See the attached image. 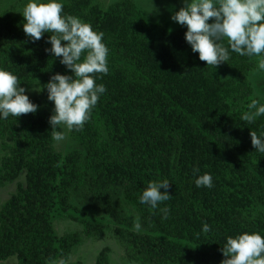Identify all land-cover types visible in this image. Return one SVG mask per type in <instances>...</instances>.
<instances>
[{"label":"trees","instance_id":"16d2710c","mask_svg":"<svg viewBox=\"0 0 264 264\" xmlns=\"http://www.w3.org/2000/svg\"><path fill=\"white\" fill-rule=\"evenodd\" d=\"M94 1L62 2L66 14L103 33L109 55L115 58L108 61L107 75L95 74L102 77L96 83L103 84L106 92L91 119L82 130L72 131L83 150L65 157L57 152L49 123L54 112L40 99L31 100L39 106L36 113L0 120V187L26 171L25 185H19L0 210V261L16 257L17 264L68 262L84 236L96 237L107 228L100 221L73 217L82 231L58 237L56 209L78 210L72 200L79 197L119 225L115 231L143 264H222L227 238L245 232L264 235V218L249 223L238 220L236 214L230 216L233 205L229 210L205 187L197 188L198 176L188 186L178 184L173 158L183 145L193 151L197 168L207 154L225 155L254 198L264 203V184L249 171L247 159L249 149L259 153L251 132H264V116L251 124L241 120L253 101L239 108L240 90L233 99L236 103L230 102L233 78H211L213 67H207L186 42V26L179 24L175 31L163 27L159 39L137 18L132 0L105 9ZM24 23L23 16H11V9L0 13V69L15 74L21 86L39 83L42 89L57 73L71 75L61 58L46 51L51 48V33L33 42L23 30ZM235 63L240 64L235 79L249 85L248 56L231 53L230 60L217 67ZM196 80L205 82L195 85ZM43 93L54 106L46 89ZM164 179L170 181L171 198L157 209L140 204L139 196L148 183ZM120 190L139 209L145 231L124 228L130 222L118 198ZM201 203L207 216L195 225L192 206ZM164 207L169 210L167 219L160 211ZM205 222L211 230L204 234L212 245L197 235ZM109 252L105 247L95 264H111Z\"/></svg>","mask_w":264,"mask_h":264},{"label":"clouds","instance_id":"9594fccd","mask_svg":"<svg viewBox=\"0 0 264 264\" xmlns=\"http://www.w3.org/2000/svg\"><path fill=\"white\" fill-rule=\"evenodd\" d=\"M150 5L149 13L154 11L153 0ZM184 5L174 13L172 20L187 27L186 42L193 53L199 54L201 61L207 62V67L216 68L222 62H228L231 53H236L249 58L261 57L258 68L264 71V0H184ZM22 15L26 36L35 42L45 33H51L48 40L51 48L46 51L61 58L60 63L72 73L53 75L41 90L46 89L48 100L54 103L49 123L52 138L59 145L66 140V134L56 129L82 130L106 92L103 84L96 83L102 77L95 74H108L109 49L103 42L102 32L64 12L62 0H28ZM210 19L213 22L209 23ZM38 108L26 94L19 78L0 69V120L34 114ZM261 116H264V104L253 101L241 120L251 124ZM251 142L256 152L264 154V132L257 135L252 131ZM194 183L197 188L214 186L210 173L198 176ZM169 187L167 179L149 182L139 196V203L157 209L171 198L167 191ZM161 189L165 191L161 192ZM160 211L167 219L168 208ZM133 227L139 231L141 224L134 222ZM210 230L205 222L202 231L208 233ZM222 251L226 257L222 264H264V235L245 232L234 238L229 236Z\"/></svg>","mask_w":264,"mask_h":264},{"label":"rangeland","instance_id":"374dc122","mask_svg":"<svg viewBox=\"0 0 264 264\" xmlns=\"http://www.w3.org/2000/svg\"><path fill=\"white\" fill-rule=\"evenodd\" d=\"M66 0H62L64 2ZM121 0H95V3H99L102 8H107L109 5L119 2ZM137 18L142 20L146 26L153 30L152 36L161 38L163 36V27H167L170 31L177 30L180 25L179 23L172 20V16L175 12L179 11L180 8L184 7V0H153L154 11L151 13L150 0H132ZM28 0H0V13L11 9V16L19 17L23 16L22 11ZM211 23V22H210ZM191 49V48H190ZM171 51H174V46L170 47ZM188 52L185 54V58L188 57ZM261 57H248L250 68L247 72V84H242L241 81L236 80L240 64H225L222 67H213V73L211 78L217 80H231L229 84V90H231L230 102L235 104L233 101L238 95V91H242V98L239 104V108H245L249 103L254 100H260L264 102V71L259 70L258 60ZM108 55V61L114 60ZM205 81H192L195 85H203ZM26 89V94L30 100L40 99L43 106L48 107L54 112V106L50 105L45 99L42 87L39 83H35L31 86H22ZM238 103V102H237ZM65 131L66 140L57 145L55 148L59 154L63 157L71 151L83 150L80 143L73 138L72 131ZM3 153L0 151V161ZM193 151L187 150L186 145L180 147L179 152L174 156L173 162L175 163L178 171L176 182L182 184V186H188L194 181L196 176L203 175L204 173H210L213 177L214 186L212 188L205 187L206 191L211 196L217 198V201L222 204L223 207L231 209L234 207V212L229 215L236 214L238 220L243 219L246 222H257L259 219L264 218V203L259 202L250 193V190L245 181L235 171H233L228 163L225 155H205V157L197 164L194 160ZM248 169L255 176L258 182L264 184V154L255 153L249 149L247 154ZM197 168V169H196ZM26 183V171H23L19 176L10 182H6L0 187V210L2 206L8 201L13 194H15L19 185H25ZM118 198L122 205V209L130 222L124 228L134 231L142 232L146 228L142 223L141 214L139 209L125 196L122 190L118 192ZM223 201V202H222ZM73 204L78 210H71L64 212L60 208L56 209L55 229L59 238L65 234L81 232L83 226L76 221L73 217H86L95 221L103 222L107 225L106 230L96 237H83L82 242L77 245L68 260V262H56L55 264H95L98 255L105 248L109 247L110 261L111 264H143L141 261L136 259L132 252L128 250L127 244L124 239L119 236L115 231L119 225L112 220L106 213L83 204L82 198L76 197L72 200ZM204 203L192 206L191 215L195 225L199 224L207 213L204 210ZM134 210V211H133ZM218 212V211H216ZM220 212H218L219 214ZM135 218V219H134ZM139 222L141 229L137 231L133 224ZM198 237L208 241V244L212 245L213 242L205 237L204 232H198ZM0 264H17L16 257L7 261H0Z\"/></svg>","mask_w":264,"mask_h":264}]
</instances>
